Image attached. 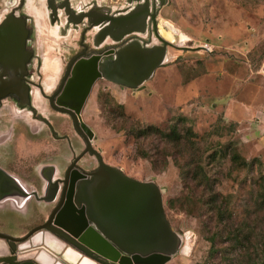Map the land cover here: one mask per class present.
I'll list each match as a JSON object with an SVG mask.
<instances>
[{
    "label": "rangeland",
    "instance_id": "obj_1",
    "mask_svg": "<svg viewBox=\"0 0 264 264\" xmlns=\"http://www.w3.org/2000/svg\"><path fill=\"white\" fill-rule=\"evenodd\" d=\"M208 3L167 0L160 21L173 39L170 58L140 88L97 78L80 112L105 162L164 188L168 220L187 237L168 259L135 264H264V14L246 0L251 14L245 20L230 15L242 34L252 35L245 44L244 36L218 30ZM94 32L86 34L91 45ZM46 39L47 45L35 48L33 70L40 80V55L47 53L42 71L48 92L57 80L55 58L60 62L78 48V33L72 29L67 37ZM205 44L209 50L198 47ZM4 103L7 138L0 149L16 150L34 165L50 160L60 148L46 127L37 131L39 122L15 115L8 99ZM43 105L45 114L53 115ZM147 126L160 131L145 133ZM173 128L177 138L163 134ZM69 133L80 150L84 143ZM79 162L90 168L96 158L84 154ZM43 244L30 241L28 248L33 252Z\"/></svg>",
    "mask_w": 264,
    "mask_h": 264
},
{
    "label": "flooded vegetation",
    "instance_id": "obj_2",
    "mask_svg": "<svg viewBox=\"0 0 264 264\" xmlns=\"http://www.w3.org/2000/svg\"><path fill=\"white\" fill-rule=\"evenodd\" d=\"M110 1L120 4L115 5L104 0H0V25L4 21H12L9 26L17 29L19 21H22L25 29V54L13 58L16 64L10 67H5L0 62V80L11 81L9 91L0 97V144L5 143L7 138V130L2 128L5 126V118L1 109L4 101L8 99L9 108L15 115L24 117L28 122H39L37 131L46 127L50 137L60 148L50 153V160L40 165H34L33 159L24 160V155L16 150L0 149V264H71L66 257L69 253L75 259L79 257L73 264L81 263L84 258L106 264L103 261L104 256L96 251L88 254L80 245L71 243L64 236L77 239L86 230L80 204L75 202L74 195L78 183L91 177L92 171L99 166V161L95 152L87 149L88 135L81 125V120H84L80 112L88 96L80 103L81 97L77 89L71 94L69 90L65 92L68 97L62 92L72 74L74 62L79 57H88L110 46L116 48L134 38L135 32H129L120 40L113 41L112 36L116 35L113 32L99 46L88 42V31L93 29L96 32V27L91 26L90 21L101 19L105 15L127 14L136 4L146 2ZM158 2L160 0H155V3L149 0L150 11L145 17L144 33L140 35L143 43L157 42L158 37H163V32L168 29V25L160 21L161 8L167 2L157 6ZM133 26L135 25L130 23V28ZM72 29L78 33V48L65 61L59 57V62L55 58L57 80L47 92L42 70L49 55H40L41 76L39 75L40 80H35L33 68L37 64L38 55L35 48L48 44L47 34L55 38L67 37ZM112 29L115 30L114 27ZM47 65L49 69L54 68L53 65ZM43 104L51 108L53 115L45 114ZM78 105L80 110L76 112L75 107ZM71 110L75 112L76 118ZM70 130L84 143L80 150L73 142ZM10 132H14V127ZM92 147L99 151L93 145ZM84 154L94 155L96 164L90 168L84 167L79 162ZM71 190L74 193L72 198ZM30 241H43L44 244L32 252L28 248ZM49 247L59 248L63 255L56 254ZM115 263L120 264L118 261Z\"/></svg>",
    "mask_w": 264,
    "mask_h": 264
},
{
    "label": "water",
    "instance_id": "obj_3",
    "mask_svg": "<svg viewBox=\"0 0 264 264\" xmlns=\"http://www.w3.org/2000/svg\"><path fill=\"white\" fill-rule=\"evenodd\" d=\"M166 2L160 0L157 6ZM149 11L150 3L146 0L143 4H136L127 14L105 15L90 21L91 26L96 27L94 46H99L113 32H116L112 36L113 41L120 40L129 32H135L134 38L116 48L110 46L88 57H79L62 93L69 90L71 94L77 89L82 103L99 77L129 87H142L155 69L170 58L168 45L173 41L163 35L158 37L159 42H142L140 35L144 33L143 25ZM9 23L12 21H4L0 25V62L5 67L16 64L13 58L25 54L23 22L19 21L17 29ZM130 23L135 26L130 28ZM10 82L0 80V97L9 91ZM75 110L79 112L80 106H76ZM70 112L75 116L74 111ZM81 125L88 135L87 149L95 152L99 166L92 171L90 178L78 183L74 195L75 202L80 204L86 230L77 239L64 236L71 243L80 245L86 253L96 251L104 256L106 264H117L115 261L135 264L152 257H160L162 261L168 259L176 252L184 236L174 230L168 220L162 197L164 188L154 180L133 177L105 162L101 153L92 147L90 128L82 120ZM73 194L71 190V198Z\"/></svg>",
    "mask_w": 264,
    "mask_h": 264
},
{
    "label": "crops",
    "instance_id": "obj_4",
    "mask_svg": "<svg viewBox=\"0 0 264 264\" xmlns=\"http://www.w3.org/2000/svg\"><path fill=\"white\" fill-rule=\"evenodd\" d=\"M246 0H209V6L207 14L210 16L211 21L213 24H220V27H218V30L224 32V34H233L235 35L240 34L241 36H244V40H242L245 44L249 43V41L253 38L252 35H246L242 34V26L240 24L236 25L231 19L230 15H237L245 16L244 20L246 19V16L251 14V11H249L246 7V5H243V2ZM249 3H253L258 5V7L262 8V12L264 14V0H247ZM262 14V15H263ZM222 25V26H221ZM262 32V26L258 28ZM264 30V29H263ZM247 37H246V36ZM79 257L74 259L72 261L73 263H76L75 260H77ZM95 264L94 261H91L90 259L84 258V261L81 262V264ZM80 264V263H79Z\"/></svg>",
    "mask_w": 264,
    "mask_h": 264
},
{
    "label": "trees",
    "instance_id": "obj_5",
    "mask_svg": "<svg viewBox=\"0 0 264 264\" xmlns=\"http://www.w3.org/2000/svg\"><path fill=\"white\" fill-rule=\"evenodd\" d=\"M152 129L158 130V128H156V127L153 128V126H151V127H150V126H147V127L144 128V132H145V133H147V132H151ZM158 131H160V129H159ZM170 133H173V135H174L172 138H177V135H176L177 132H176V129H175V128H173V129L171 130V132H167V133H164V132H163V134H164L165 136H169ZM263 197H264V192H263ZM262 259H263V262H264V252L262 253Z\"/></svg>",
    "mask_w": 264,
    "mask_h": 264
},
{
    "label": "bare ground",
    "instance_id": "obj_6",
    "mask_svg": "<svg viewBox=\"0 0 264 264\" xmlns=\"http://www.w3.org/2000/svg\"><path fill=\"white\" fill-rule=\"evenodd\" d=\"M168 25V24H167ZM168 31V30H167ZM167 31H164L163 33H164V35H165V37H167ZM72 228V227H71ZM185 238H187L186 237V235H184V239ZM186 248V247H185ZM70 254V253H69ZM69 254L68 255H66V257L70 260V261H74V259H75V257L74 256H69ZM76 261V260H75ZM81 264V263H80ZM84 264V263H83Z\"/></svg>",
    "mask_w": 264,
    "mask_h": 264
},
{
    "label": "built area",
    "instance_id": "obj_7",
    "mask_svg": "<svg viewBox=\"0 0 264 264\" xmlns=\"http://www.w3.org/2000/svg\"><path fill=\"white\" fill-rule=\"evenodd\" d=\"M202 46V48H204V49H207V50H209L210 49V45H208V44H205V45H201ZM201 48V47H200Z\"/></svg>",
    "mask_w": 264,
    "mask_h": 264
}]
</instances>
